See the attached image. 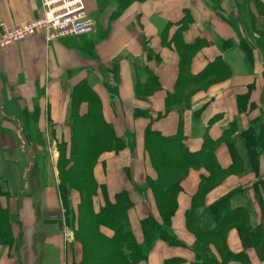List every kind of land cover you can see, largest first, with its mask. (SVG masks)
<instances>
[{
	"label": "crops",
	"instance_id": "obj_1",
	"mask_svg": "<svg viewBox=\"0 0 264 264\" xmlns=\"http://www.w3.org/2000/svg\"><path fill=\"white\" fill-rule=\"evenodd\" d=\"M83 3L90 34L52 41L39 34L0 47V208L12 219L1 233L10 237L0 238V264H86L75 238L79 195L70 191L63 203L58 193V146L69 147L72 119L95 109L125 146L101 153L93 165L99 187L94 206L105 203L101 187L112 201L126 191L138 243L141 220H160L146 185L157 178L144 146L148 129L165 137L180 133L189 152L205 161L212 156L218 166L189 168L180 182L169 231L181 244L157 240L137 264H194L198 234L217 226L210 208L226 197L257 227L264 217V0ZM43 11L42 0H0V27L20 26ZM183 44L195 45L190 74L208 72L210 84L191 96L189 106L168 110ZM142 88L152 90L144 95ZM250 127L260 152L256 166L244 137ZM225 245L210 244L218 264H246L235 258L239 254L248 264H264L254 249H244L234 225Z\"/></svg>",
	"mask_w": 264,
	"mask_h": 264
},
{
	"label": "trees",
	"instance_id": "obj_2",
	"mask_svg": "<svg viewBox=\"0 0 264 264\" xmlns=\"http://www.w3.org/2000/svg\"><path fill=\"white\" fill-rule=\"evenodd\" d=\"M195 45L181 46L180 51V73L174 93L167 98L168 110L176 105L185 102L189 106L191 96L198 90L210 84L208 72L201 75H192L189 72V60L194 52ZM217 63H220L219 61ZM154 81L157 83L156 77ZM146 89L149 86H145ZM140 94H148L149 91H142ZM90 116L77 117L72 119L71 140L69 147L62 142L59 145L58 168L62 174L78 176L82 183L77 189L80 194V201L77 206V229L75 238L81 242L84 248V262L86 264H137L144 260L157 240H164L170 245L181 243L169 231L170 219L174 214L176 194L180 190V182L186 175L189 168L199 164H205L207 168L218 166L212 156H206V161L200 158L201 154L191 153L186 148L180 133L173 137H165L156 131L148 129L145 135V150L150 163L156 172L155 180H147L146 185L151 190L155 206L158 210L161 222L151 216L141 220L143 241L136 242L128 221V210L133 207V202L126 191L115 195L113 201L105 195V189L100 188L105 198V203L99 209L94 206V198L98 195V185L92 176V167L101 153L122 150L124 141L117 138L109 123L102 117L100 109H95ZM161 116V115H160ZM254 128L250 127L244 137L251 152V160L254 166L257 165L259 150L255 147ZM259 141L264 150V124L259 130ZM62 157V158H61ZM85 178V180H83ZM63 185V180H61ZM264 187V180L259 182ZM61 189L63 203L67 201V195ZM227 197L219 200L211 206L215 214L217 226L208 233H200L193 247L196 256L194 264H218L210 250L212 241L220 249H225V233L230 225H234L239 233L244 249L252 248L260 260H264V217L261 223L252 228L247 220L246 211L243 209H231L228 206ZM11 217L0 208V238H9V235L2 236L10 224ZM191 219L188 225L191 227ZM109 229L112 236L104 235L101 228ZM95 237L97 240L93 242ZM233 258L232 255H230ZM248 264L245 254L235 256ZM173 260H170V262Z\"/></svg>",
	"mask_w": 264,
	"mask_h": 264
},
{
	"label": "built area",
	"instance_id": "obj_3",
	"mask_svg": "<svg viewBox=\"0 0 264 264\" xmlns=\"http://www.w3.org/2000/svg\"><path fill=\"white\" fill-rule=\"evenodd\" d=\"M43 13L17 27H0V47L10 46L35 35L52 41L66 36H83L93 31L83 0H42Z\"/></svg>",
	"mask_w": 264,
	"mask_h": 264
},
{
	"label": "rangeland",
	"instance_id": "obj_4",
	"mask_svg": "<svg viewBox=\"0 0 264 264\" xmlns=\"http://www.w3.org/2000/svg\"><path fill=\"white\" fill-rule=\"evenodd\" d=\"M58 148H59V146H58ZM58 162H59V159H58ZM82 177L83 176L78 177V176H74L72 174H62V173H60V170H59V173H58V178H59L58 193L60 194V196H61V192H62L61 189H62L63 186L65 188L63 190H64V192L66 193L67 196L69 195V192L70 191L77 192V189L76 188H78L80 186L79 183H82L80 181V178H82ZM60 178H61V180H63V185L61 184ZM83 180H85V178H83ZM77 193H78L79 199H80V194H79V192H77ZM157 221L158 222H161V219L160 220H157ZM91 239H94L93 242H96L97 241L95 239V237H91Z\"/></svg>",
	"mask_w": 264,
	"mask_h": 264
}]
</instances>
